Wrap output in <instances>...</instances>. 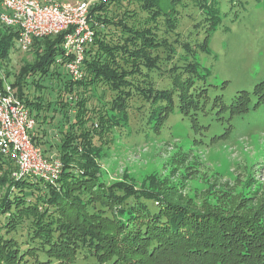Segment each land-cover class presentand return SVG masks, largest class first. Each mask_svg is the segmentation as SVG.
Listing matches in <instances>:
<instances>
[{
  "label": "trees",
  "instance_id": "obj_1",
  "mask_svg": "<svg viewBox=\"0 0 264 264\" xmlns=\"http://www.w3.org/2000/svg\"><path fill=\"white\" fill-rule=\"evenodd\" d=\"M194 2L204 14V18L198 22L197 31L205 26H209L210 31L217 30L222 17L215 0H211V3L209 0ZM183 4L184 0H106L90 8L95 36L93 42L85 48L84 80L77 87L89 86L92 91L96 86L103 85L117 94V97L112 99V113L107 116L105 104L98 110L95 109L96 106L89 105L90 98L94 95L86 97L87 90H84L80 103H77L75 114L69 113L73 112L70 105L60 104V100L65 101L64 103L68 100L60 96L59 104L65 109L68 128L59 133V142L74 137V130H83L87 131L86 134L89 132L88 139L85 140L88 144L98 133L106 134L107 129L110 130L119 124V120H123L119 114H124V106H128L129 98L123 95L125 92L119 95V90L123 91L122 86L127 83L121 74L127 70H134V74L143 73V66L147 71L152 70V66L159 69V55L154 53L158 52L160 46L172 52L173 46L168 45L166 40L160 41L157 36L161 32L168 37L176 34L173 41L178 43V17L176 18V14L171 15V11L177 13L175 8ZM3 11L0 1V13ZM142 17L145 18L144 21ZM64 36L65 33H62L34 39L31 46L33 53L30 54V60L27 59L21 67V74L5 71V78L12 79L11 86L36 119L39 129L41 124H47V117H41L47 110L41 84L47 77L55 75V71H58L55 68L63 67L57 64V60L63 56ZM18 37L17 29L0 21V59L11 60ZM185 51H190L189 44ZM177 67L178 72H181L180 67ZM197 69L200 71L197 72ZM201 71L197 62L195 67L190 64L183 70L190 78L185 84L187 99L179 101L177 105H173L171 99L173 91L170 93L166 89L162 93L154 92L155 97L151 95L149 101L153 105L161 104L166 109L179 108L183 114H186L185 108H189V111L191 108L202 111L210 106L212 114L219 100L216 98L218 94H209L204 85L210 71ZM178 72L173 73L172 77H178ZM1 76L2 89L4 78ZM191 76L195 78L191 79ZM115 83L120 84L116 86ZM73 87L74 93L77 87ZM137 92L138 89L134 88L128 93ZM223 98L222 96L221 99ZM250 101L249 94L242 92L234 99L235 104L225 100L220 103L223 110H230L231 114L243 111ZM218 113L216 110L215 115ZM157 116L153 113L149 121L159 123ZM209 122L214 120L209 119L205 124ZM221 123L229 125V121ZM38 133L36 127L31 133L36 146ZM81 135L84 136L83 133ZM63 145L67 144L63 142ZM60 157L64 167L58 182L59 190L30 176L9 181L4 201L6 203L2 208L4 211L0 210V264H264V227L256 217L227 218L211 212L205 215L195 214L172 204L168 205L155 191L132 190L128 187L111 189L105 197H96L92 193L88 195L87 187L89 188L92 176L82 175L81 170L68 165L66 162L71 161L68 154ZM16 170L14 161L0 153V185H5L6 177ZM77 184L82 185L89 205L71 200V190ZM119 192L125 193L123 200ZM123 201L127 202V208ZM48 203L50 207L46 209L45 215L42 206ZM19 211L35 213L32 219L24 220L18 218ZM76 213L81 215L77 216Z\"/></svg>",
  "mask_w": 264,
  "mask_h": 264
},
{
  "label": "rangeland",
  "instance_id": "obj_2",
  "mask_svg": "<svg viewBox=\"0 0 264 264\" xmlns=\"http://www.w3.org/2000/svg\"><path fill=\"white\" fill-rule=\"evenodd\" d=\"M39 1L88 3L90 8L106 2ZM209 1L211 3V0ZM215 3L222 17V23L215 31H210L209 26L197 31L198 22L204 18V14L195 6L194 0H184L183 6L175 8L177 13L171 11V15L176 14V18L178 17V43L174 42L176 34L168 37L163 36L164 32H161L157 36L158 39L166 40L168 45L173 46V51L169 52L160 46L158 52L154 53L159 55V69L152 66V70L147 71L143 66V73L134 74V70H127L121 74L128 85L125 82L123 91L119 90V95L125 92L123 95L129 98L128 106H124V114H119L123 120H119V124L110 130L107 129L106 134L98 133L88 144L85 140L88 139L89 132L86 134L87 131L83 130H74V137L62 140L67 145L59 142L60 134L68 128V120L64 116L65 109L63 110L60 104L70 105L73 112L69 113L75 114L77 103H80L84 90H87L86 97L94 95L90 98L89 105L96 106L95 109L98 110L105 104V113L110 116L111 101L117 94L103 85L96 86L92 91L89 86L77 87L81 82L72 80L64 66L55 68L58 70L55 75L47 77L41 84L47 107L41 117H47V124H41L40 129L37 127L38 123L35 126L39 130V136L36 140L38 145H34L42 150L44 158L53 163L57 161L63 166L60 155L68 154L71 157V161L66 162L68 165L81 170L82 175L92 176L93 182L89 181V188L87 187L88 195L92 193L96 197H105L109 190L117 187L155 191L168 205L172 204L184 211L202 215L211 212L227 218L256 217L264 227V0H215ZM142 19L144 21L145 18ZM188 44L190 51L186 52ZM33 50L32 47L22 50L19 44H16L11 53V60L0 59V75L4 78V88L11 86L12 81L11 78H5V71L21 74V67L27 59L30 60ZM196 62L200 64L202 73H206V69L210 71L204 87L210 95L214 92L218 94L216 98L219 100L215 106V111L219 112L217 116L215 111L211 114L210 106L202 111L192 108L189 111V108H185L186 115L179 108L166 109L161 107V104L153 105L149 101L151 95L155 97L154 92L162 93L165 89L170 93L173 91V105L187 99L188 90L185 84L190 78L183 70L190 64L195 67ZM176 64L181 72H178ZM154 67L156 70H153ZM199 71L200 69H197V72ZM175 72H178V77L173 78ZM192 77L195 78L191 76V79ZM119 84L115 83L116 86ZM73 86L77 87L74 93ZM134 88L139 92L129 94ZM12 89L14 96L19 99L16 89ZM242 92H247L251 100L243 111L229 114L230 110H223L220 103L222 100L233 102ZM60 96L62 99H68L67 103L60 100L59 104ZM155 107L157 110L154 111ZM153 113L158 115L159 123L149 121ZM209 119L214 122L205 124ZM218 120L229 121V125H223L222 121ZM228 128L231 130H226ZM41 132L44 134H40ZM50 142H53L52 145ZM17 172L18 169L12 171L11 175L4 179L6 184L0 185L2 211L6 203L4 201L8 183L18 178L15 176ZM58 182L56 185L46 184L59 190ZM82 190L81 184L73 186L71 200L89 205ZM119 193L123 200L125 193ZM65 197L67 198V195ZM61 198L65 200L64 197ZM123 203L127 208V202ZM48 207L49 203L42 206L45 215ZM34 213L19 211L18 218L30 220ZM36 213L40 215L39 211Z\"/></svg>",
  "mask_w": 264,
  "mask_h": 264
},
{
  "label": "built area",
  "instance_id": "obj_3",
  "mask_svg": "<svg viewBox=\"0 0 264 264\" xmlns=\"http://www.w3.org/2000/svg\"><path fill=\"white\" fill-rule=\"evenodd\" d=\"M4 9L0 21L19 31L17 43L27 50L34 39L65 33L63 65L74 81H83L85 48L94 40L88 3H54L39 0H0ZM12 87L0 89V153L14 161L17 179L30 176L56 185L63 167L57 161H47L42 150L32 141L31 131L36 126L23 101L17 99ZM33 132V131H32Z\"/></svg>",
  "mask_w": 264,
  "mask_h": 264
},
{
  "label": "crops",
  "instance_id": "obj_4",
  "mask_svg": "<svg viewBox=\"0 0 264 264\" xmlns=\"http://www.w3.org/2000/svg\"><path fill=\"white\" fill-rule=\"evenodd\" d=\"M51 143V142H50ZM53 143V142H52ZM52 143H51V145H52Z\"/></svg>",
  "mask_w": 264,
  "mask_h": 264
}]
</instances>
